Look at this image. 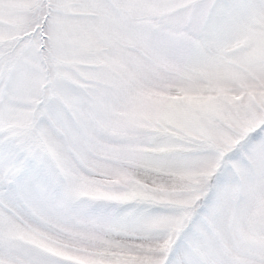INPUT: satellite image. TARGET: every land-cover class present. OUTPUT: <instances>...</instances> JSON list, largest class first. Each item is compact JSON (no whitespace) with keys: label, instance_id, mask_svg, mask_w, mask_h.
Instances as JSON below:
<instances>
[{"label":"snow or ice","instance_id":"obj_1","mask_svg":"<svg viewBox=\"0 0 264 264\" xmlns=\"http://www.w3.org/2000/svg\"><path fill=\"white\" fill-rule=\"evenodd\" d=\"M0 264H264V0H0Z\"/></svg>","mask_w":264,"mask_h":264}]
</instances>
